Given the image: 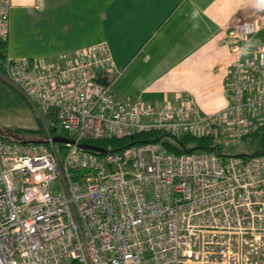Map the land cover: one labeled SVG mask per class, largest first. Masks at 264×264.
I'll return each instance as SVG.
<instances>
[{"label":"built area","instance_id":"built-area-1","mask_svg":"<svg viewBox=\"0 0 264 264\" xmlns=\"http://www.w3.org/2000/svg\"><path fill=\"white\" fill-rule=\"evenodd\" d=\"M11 10L0 0L2 38ZM263 29L264 12L230 25L223 43L239 57L225 105L202 115L187 93L161 108L117 99L121 71L105 42L47 67L1 58L0 78L50 123L39 142L0 138V264H264V153L94 143L148 132L242 139L263 128L264 44L250 45ZM52 116L65 135L48 134Z\"/></svg>","mask_w":264,"mask_h":264},{"label":"crops","instance_id":"crops-1","mask_svg":"<svg viewBox=\"0 0 264 264\" xmlns=\"http://www.w3.org/2000/svg\"><path fill=\"white\" fill-rule=\"evenodd\" d=\"M11 4L9 36L15 8L39 10L41 19L37 16L34 24H43L45 36L48 30L47 48L33 60L52 66L48 64L54 65L64 54L105 42L121 71L114 85L117 99L161 108L175 104L177 94L187 93L200 115L225 105L224 83L239 57L223 43L230 25L264 12V0H11ZM55 26L53 40L50 30ZM7 51L13 59H32L14 47ZM2 95L33 117L18 128L4 123L0 128L36 131L41 128L37 120L46 121L0 78V100ZM1 111L0 101V115Z\"/></svg>","mask_w":264,"mask_h":264},{"label":"rangeland","instance_id":"rangeland-1","mask_svg":"<svg viewBox=\"0 0 264 264\" xmlns=\"http://www.w3.org/2000/svg\"><path fill=\"white\" fill-rule=\"evenodd\" d=\"M24 9H20V8H15L13 10V19H12V31L9 37H7V42H8V47L12 48H16L19 51L22 52V54L24 56H26L27 58H35L37 55H41V53H44V50L47 48L46 47V43H47V33L48 30L46 28V36L43 35V24L42 25H35L34 23H37V16L41 19V13L39 10H35V9H29V10H25ZM30 14H34V18H31V16H29ZM44 25H46L44 23ZM56 26L54 27V30H50L52 33L50 35V38H52L54 40V36L55 33L57 34L56 30H55ZM259 33V32H258ZM255 36V35H254ZM253 36V37H254ZM252 37V38H253ZM102 39H96V41H99ZM264 42V31L260 32L259 36H257L254 39H251V43L252 46L256 47L258 45H261ZM71 53V52H70ZM112 53V57L116 58V54L111 51ZM60 61L59 59L57 60V62H55V64H59ZM48 65H53V64H48ZM47 67V66H44ZM115 86L113 88V90L115 91ZM19 98V97H18ZM1 115H0V126L2 123L8 125V124H12V128H18L20 127V125L24 124V123H29V121L31 120L30 117H33V115H31V112L28 114L20 107H16L15 104L12 102V100L10 98H8L5 95L1 96ZM38 119V118H37ZM52 120H53V124L55 126H53L55 128L54 132H51V127L49 129V133L48 134H63L61 128L59 127L58 124H56L54 117L52 116ZM37 123L39 125V127H41L42 129H44V125L49 126L50 120H37ZM2 124V125H4ZM20 129V128H19ZM13 134V136H17V137H27V138H31L34 140H38L40 138V140H44L45 138H47V135L45 132H43V136L38 135V136H26V134L24 133H17L16 131H11ZM161 138H163L162 140L169 143H173L171 138L168 135H164ZM215 143L217 145L218 151L220 154L222 155H226V156H236L239 157L240 155H248L251 154L254 150V148L251 145V138L249 136L243 137L242 139H237V138H229V137H222L218 140H215Z\"/></svg>","mask_w":264,"mask_h":264},{"label":"trees","instance_id":"trees-1","mask_svg":"<svg viewBox=\"0 0 264 264\" xmlns=\"http://www.w3.org/2000/svg\"><path fill=\"white\" fill-rule=\"evenodd\" d=\"M8 50V42L7 37L2 38L0 37V59L4 58L7 54ZM0 71H1V65H0ZM11 131H16L17 133H24L26 136H43V130L42 128L34 131V130H21V129H3L0 128V138L4 140L9 141H19L23 143H35L41 141L40 138L38 140H34L27 137H17L13 136ZM51 132H54V127L51 128ZM65 135V133H63ZM164 135L161 134H155L154 132H148V133H140L133 135L132 137L123 138V139H110V140H101L94 142L98 146L102 147H111L113 150H120L125 147L130 146L131 144H138V143H144V142H156V141H163L161 138ZM251 138V145L254 148L253 152L248 155H240L241 157L244 156H256L259 154L264 153V127L259 128L253 133H250L247 135ZM246 137V136H245ZM171 140L173 143H169L163 141L167 149L174 153H189L193 151H216L217 145L215 141H213L210 137L205 138H196L190 135H183L180 137H171Z\"/></svg>","mask_w":264,"mask_h":264},{"label":"water","instance_id":"water-1","mask_svg":"<svg viewBox=\"0 0 264 264\" xmlns=\"http://www.w3.org/2000/svg\"><path fill=\"white\" fill-rule=\"evenodd\" d=\"M55 141L56 142H63V143H68L69 140L64 139L62 137H55ZM82 148L86 149V150H91V151H101L99 148L91 146V145H83Z\"/></svg>","mask_w":264,"mask_h":264}]
</instances>
